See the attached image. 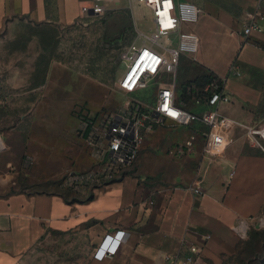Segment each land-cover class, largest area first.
<instances>
[{
  "label": "crops",
  "instance_id": "obj_1",
  "mask_svg": "<svg viewBox=\"0 0 264 264\" xmlns=\"http://www.w3.org/2000/svg\"><path fill=\"white\" fill-rule=\"evenodd\" d=\"M128 1L126 8L132 11L133 0ZM178 1L192 2L200 9L196 23L183 26L184 31L199 37L197 54L181 56L176 76L164 72L152 79L146 89L125 93L126 99L136 98L153 108L159 88L175 85L176 103L201 114L209 107L197 104L188 94V87L203 89L215 77L224 81L230 98L219 107L224 122L214 128L210 139L205 137L209 128L201 121L188 126L169 119L155 123L132 167L118 180L93 189L91 200L74 203L55 193L22 189L18 174L7 172L13 163L3 157L12 146L4 136L0 137L6 142L2 149L5 153L0 150V264H47L44 247L56 236L85 237L93 264H174L172 259L183 253L188 243L199 245L205 260L212 264L218 252L227 250L233 236L242 237V226L247 229L250 223L263 221L264 153L251 145L247 128L264 123V33L253 32L246 39L242 30L252 14H264V0ZM91 2L0 0V34L19 19L37 24H72L94 16L82 12ZM260 23L264 26V22ZM130 24L129 17L124 16L118 31ZM138 33L142 43L136 46L151 45L141 36L148 34L140 29ZM177 38L173 34L170 45H176ZM233 66L236 74H230ZM127 68L128 63L122 77ZM121 107L108 112H117ZM92 110L98 112L96 108ZM102 113L106 112L96 117ZM157 131H163L162 142L167 143L166 163L171 171L176 170L165 188L149 186L143 168V151ZM193 136L192 148L179 152V146ZM82 137L88 148L84 165L93 168L95 161L83 134ZM153 144L155 141L154 148ZM58 150L54 144L49 148V159H43L48 163L41 164V171L47 172L46 179L58 178V167L53 169L61 160ZM76 155L73 153V159L67 160L65 176L81 172L76 169ZM132 169L137 170L134 176L129 174ZM195 189L201 194L197 195ZM108 235L120 239V247L115 254L97 259L95 255ZM206 235L210 236L208 242L204 240Z\"/></svg>",
  "mask_w": 264,
  "mask_h": 264
},
{
  "label": "rangeland",
  "instance_id": "obj_2",
  "mask_svg": "<svg viewBox=\"0 0 264 264\" xmlns=\"http://www.w3.org/2000/svg\"><path fill=\"white\" fill-rule=\"evenodd\" d=\"M129 5L128 0L111 3L103 16L84 17L72 24L19 19L0 34V137L12 146L3 157L13 163L7 172L18 174L22 189L35 193L63 190L74 196V191L63 186L67 160L76 153V169H92L84 165L88 148L83 143V121L122 106L126 94L119 80L128 63L124 51L142 43L138 29L148 35L154 29L149 8L135 0L132 11L126 8ZM124 16L131 24L118 31ZM163 136V131L153 133L143 151L145 182L155 188L169 186L176 174L166 163ZM0 143L4 148L6 142L0 138ZM54 144L59 146L61 160L53 167L59 169L58 178L49 180L41 164L47 163L43 159H49ZM129 174L134 176L137 170ZM233 237L212 264H264V219L250 223L242 237ZM89 250L85 237L56 236L43 252L47 264H93Z\"/></svg>",
  "mask_w": 264,
  "mask_h": 264
},
{
  "label": "built area",
  "instance_id": "obj_3",
  "mask_svg": "<svg viewBox=\"0 0 264 264\" xmlns=\"http://www.w3.org/2000/svg\"><path fill=\"white\" fill-rule=\"evenodd\" d=\"M116 1L119 0H92L90 5L82 8V12L85 15L101 16L107 10L106 4ZM137 2L151 9L154 32L151 35L141 34L151 45H134L124 53L128 68L119 80V87L127 95L146 89L152 79L164 72L176 76L181 56L196 55L199 49L197 34L183 30L184 25L196 23L198 20L200 9L197 5L178 0ZM260 22H264V14L257 11L244 26L243 36L248 39L253 32L264 33V26ZM175 33L178 35L176 45H164L161 42L162 39L170 40ZM235 68L232 67L230 74H236ZM188 94L197 104L204 103L209 108L201 114L184 109L176 103L175 85H168L159 88L153 108L129 97L117 112H106L94 119H84L83 135L95 164L88 172L69 173L63 180V186L83 195L118 180L137 160L146 134L153 130L155 123L162 120L169 119L181 126L201 121L209 128L205 137L210 139L214 128L224 122L219 112L220 104L230 101L224 81L214 77L203 89L196 85L188 87ZM247 136L251 145L264 153V123L257 127H248ZM194 139L193 136L185 145H180L178 151L190 150ZM195 193L201 194L198 189H195ZM247 230L248 228L242 226L240 235H245ZM204 240L208 242L210 236H204ZM120 244V239L108 235L95 257L102 260L115 254ZM172 260L174 264H209L201 247L195 243H188L185 251Z\"/></svg>",
  "mask_w": 264,
  "mask_h": 264
},
{
  "label": "trees",
  "instance_id": "obj_4",
  "mask_svg": "<svg viewBox=\"0 0 264 264\" xmlns=\"http://www.w3.org/2000/svg\"><path fill=\"white\" fill-rule=\"evenodd\" d=\"M70 192V191H69ZM69 192H63V190H60L58 192H51V193H55L58 194L60 196H63L68 202L74 203V202H86L89 201L93 198V194H89L88 197H86L85 199L78 197L77 195L75 196H69ZM50 193V192H49Z\"/></svg>",
  "mask_w": 264,
  "mask_h": 264
},
{
  "label": "bare ground",
  "instance_id": "obj_5",
  "mask_svg": "<svg viewBox=\"0 0 264 264\" xmlns=\"http://www.w3.org/2000/svg\"><path fill=\"white\" fill-rule=\"evenodd\" d=\"M2 148H3V144L0 143V149H2Z\"/></svg>",
  "mask_w": 264,
  "mask_h": 264
}]
</instances>
